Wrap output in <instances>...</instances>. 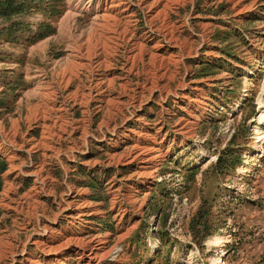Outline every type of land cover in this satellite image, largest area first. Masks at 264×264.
Segmentation results:
<instances>
[{"label":"rangeland","instance_id":"1","mask_svg":"<svg viewBox=\"0 0 264 264\" xmlns=\"http://www.w3.org/2000/svg\"><path fill=\"white\" fill-rule=\"evenodd\" d=\"M65 2L0 37V264H264V0Z\"/></svg>","mask_w":264,"mask_h":264},{"label":"trees","instance_id":"2","mask_svg":"<svg viewBox=\"0 0 264 264\" xmlns=\"http://www.w3.org/2000/svg\"><path fill=\"white\" fill-rule=\"evenodd\" d=\"M66 9V2L65 0H0V22H7L1 29H0V37L6 43H15L20 41L21 38H24L28 41L35 42L41 39L46 38L47 36L53 35L56 31L55 26L51 21H44L39 24V28L33 32L32 28L29 24L24 21V18L27 15H30L34 12H41L47 15L48 19H53L55 17L61 16ZM33 33L32 36L29 38V34ZM222 50L224 53L231 57H236L233 55L230 50L223 48ZM202 75V76H201ZM197 77L200 78L207 75V73H203ZM22 77H17L15 82L9 84L8 87L12 90H16L19 85L18 79L20 80ZM4 97L0 95V112L2 111V107H5L7 111H13L14 105L9 106L7 100V90L2 92ZM17 94H14V98L16 99ZM237 146L230 147L228 146L226 149L222 151L219 155L217 161L212 164L213 171L217 172L218 174L223 175L226 177L232 171H234L237 165L242 163L241 156L239 154L240 144H236ZM8 168V161L4 158L0 157V193L3 189V178L2 174ZM189 174H197L198 168H194L193 170H188ZM103 181L94 179L91 182V187L94 191H97ZM220 188H217L219 190ZM96 195V194H94ZM94 199L102 200V195H96ZM212 206V204H211ZM210 208L205 202L199 208L197 214L194 216L192 220L191 228L194 232V236L196 239H205L210 234L209 230V221H210ZM199 225V226H198ZM202 225V227L200 226ZM202 230H199V228ZM202 242V241H200ZM230 246L228 247V249ZM138 254L137 252L133 253ZM140 260V259H139ZM139 262V261H138Z\"/></svg>","mask_w":264,"mask_h":264},{"label":"bare ground","instance_id":"3","mask_svg":"<svg viewBox=\"0 0 264 264\" xmlns=\"http://www.w3.org/2000/svg\"><path fill=\"white\" fill-rule=\"evenodd\" d=\"M113 18V17H112ZM79 67V66H78ZM261 121L260 122H263L264 121V113L261 115ZM222 244H224V240L222 239V238H219V239H217V241H216V246L219 248V247H221L222 246ZM215 251H216V249H215Z\"/></svg>","mask_w":264,"mask_h":264}]
</instances>
